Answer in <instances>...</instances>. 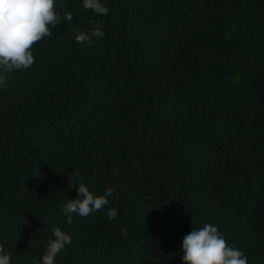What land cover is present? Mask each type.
<instances>
[{
	"label": "trees",
	"instance_id": "16d2710c",
	"mask_svg": "<svg viewBox=\"0 0 264 264\" xmlns=\"http://www.w3.org/2000/svg\"><path fill=\"white\" fill-rule=\"evenodd\" d=\"M104 2L97 16L55 0L71 21L0 87L11 264L39 262L53 227L72 241L56 264H185L182 238L202 223L264 264V0ZM97 20L104 37L78 43ZM81 182L113 195L68 224Z\"/></svg>",
	"mask_w": 264,
	"mask_h": 264
},
{
	"label": "clouds",
	"instance_id": "9594fccd",
	"mask_svg": "<svg viewBox=\"0 0 264 264\" xmlns=\"http://www.w3.org/2000/svg\"><path fill=\"white\" fill-rule=\"evenodd\" d=\"M85 10H91L97 16H106L109 8L104 0H81ZM55 0H0V87L6 85L9 75L17 70L28 69L34 63L32 45L51 36L50 29L62 19L70 22L71 12L60 16L54 8ZM104 37L102 23L95 21V27L87 32L75 35L78 43L92 46L96 40ZM77 194L68 199L62 212L67 223L72 224V216L86 217L109 204L113 188L107 187L103 193H94L81 182L76 185ZM109 220L117 216L115 208L105 212ZM121 235L127 230L122 228ZM71 236L60 227L52 228V238L47 241L45 251L39 262L33 259L31 264H56L57 254L71 244ZM181 260L185 264H247L245 253L226 242L222 233L211 223H202L199 228H192L182 238ZM0 264H11L10 254L0 244Z\"/></svg>",
	"mask_w": 264,
	"mask_h": 264
}]
</instances>
